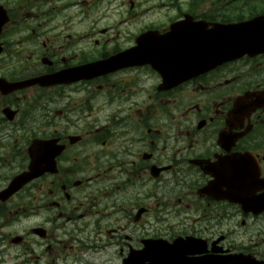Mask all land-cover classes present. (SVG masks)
<instances>
[{
    "label": "flooded vegetation",
    "instance_id": "af4514ba",
    "mask_svg": "<svg viewBox=\"0 0 264 264\" xmlns=\"http://www.w3.org/2000/svg\"><path fill=\"white\" fill-rule=\"evenodd\" d=\"M100 2L0 0V264H153L197 239L264 264V53L177 82L172 42L138 43L170 29L99 27Z\"/></svg>",
    "mask_w": 264,
    "mask_h": 264
},
{
    "label": "water",
    "instance_id": "95a60500",
    "mask_svg": "<svg viewBox=\"0 0 264 264\" xmlns=\"http://www.w3.org/2000/svg\"><path fill=\"white\" fill-rule=\"evenodd\" d=\"M169 29L172 33H180L178 29H190L186 31L190 33V39L176 36L172 40L176 49L185 51V56L189 52L191 65L186 64L185 70L190 67L193 74L205 72L212 66L231 59L241 48L264 50V15L233 24L194 22L190 16H185L184 20L171 24ZM93 69L94 67L86 68L88 74ZM193 264H208V259Z\"/></svg>",
    "mask_w": 264,
    "mask_h": 264
},
{
    "label": "rangeland",
    "instance_id": "374dc122",
    "mask_svg": "<svg viewBox=\"0 0 264 264\" xmlns=\"http://www.w3.org/2000/svg\"><path fill=\"white\" fill-rule=\"evenodd\" d=\"M189 0H179V2H174L173 0H133L134 7L129 8L128 0H113L111 4H106L107 0H101L100 4V15H89L91 21L97 20V25L99 27L110 26L113 29H144L149 25H159L161 28H167L168 25L173 20H177L179 17V12L177 11L176 4L178 3V8L181 13L190 10L195 16H200L208 12L207 15L212 14L214 19H222L221 15L230 14L232 9H236L240 12L244 5L243 14L246 17L249 13L248 7L261 8L264 6V0H250L245 3V0H208L206 3L204 1H198V10L196 7L189 8ZM121 4H123L121 6ZM164 4L166 7L160 6ZM158 6L157 8H152V6ZM85 21L82 23L87 29L89 24ZM79 18L75 15L69 23L70 28L79 29Z\"/></svg>",
    "mask_w": 264,
    "mask_h": 264
},
{
    "label": "trees",
    "instance_id": "16d2710c",
    "mask_svg": "<svg viewBox=\"0 0 264 264\" xmlns=\"http://www.w3.org/2000/svg\"><path fill=\"white\" fill-rule=\"evenodd\" d=\"M236 12L237 11H234V12H231L230 11V14H227V15H221L222 16V19H220V20H215L214 18H213V15L212 14H210V15H208V20L209 21H212V20H214V21H220V22H222V23H225V22H229L231 19H238V18H246V17H244V14L242 13V12H240L239 14H236ZM252 12V10H250V13Z\"/></svg>",
    "mask_w": 264,
    "mask_h": 264
}]
</instances>
